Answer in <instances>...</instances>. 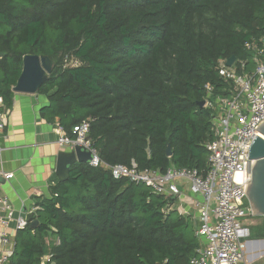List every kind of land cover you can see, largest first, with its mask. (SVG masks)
Here are the masks:
<instances>
[{"label": "trees", "instance_id": "obj_1", "mask_svg": "<svg viewBox=\"0 0 264 264\" xmlns=\"http://www.w3.org/2000/svg\"><path fill=\"white\" fill-rule=\"evenodd\" d=\"M251 40L264 44V0H0V95L11 102L25 54L49 55L43 114L70 136L89 119L102 160L202 168L213 134L200 102L207 85L226 88L220 60L252 65ZM51 191L39 225L17 232L12 264H189L198 247L163 196L102 167L77 162Z\"/></svg>", "mask_w": 264, "mask_h": 264}, {"label": "built area", "instance_id": "obj_2", "mask_svg": "<svg viewBox=\"0 0 264 264\" xmlns=\"http://www.w3.org/2000/svg\"><path fill=\"white\" fill-rule=\"evenodd\" d=\"M245 46L253 53L254 68L248 70L243 61L230 66L228 59H222L219 70L226 88L214 94L207 85L205 107L212 110L213 136L206 145L205 167L171 166L162 171L140 169L135 161L131 165H110L92 145L89 119L74 126L73 136L59 127L61 147H87L92 153L91 166L109 170L116 179L145 184L165 198L166 211L177 209L197 219L195 233L200 244L190 264H251L248 243L256 216L245 189L252 175L250 145L256 136L263 137L257 128L264 123V44L251 40ZM9 117L10 109L0 95V134ZM3 176L11 179L14 174ZM29 223L27 213L18 212L10 198L0 193V264H12L15 234ZM50 260L51 255H47L42 264Z\"/></svg>", "mask_w": 264, "mask_h": 264}, {"label": "crops", "instance_id": "obj_3", "mask_svg": "<svg viewBox=\"0 0 264 264\" xmlns=\"http://www.w3.org/2000/svg\"><path fill=\"white\" fill-rule=\"evenodd\" d=\"M253 68L252 63L248 70ZM48 104V97L42 93L28 94L13 90L11 102L6 104L10 109V117L0 134V193L10 198L18 212H25L27 215L34 213L33 220L30 221L33 227L40 222L36 218L40 209L38 203L43 198L52 196L51 187L55 185L58 152L72 150L58 144L61 125L59 118L50 120L43 114V109ZM206 155L207 158L208 150ZM4 173H13L14 176L6 179ZM176 211L190 222L199 246L200 240L195 233L197 219L181 214L177 209ZM16 235L17 233L15 242ZM45 240L51 245L58 242V237L49 232ZM250 247L248 257L253 253L255 244ZM47 255L50 254L45 256ZM249 260L251 264H264V254L252 260L249 257Z\"/></svg>", "mask_w": 264, "mask_h": 264}, {"label": "water", "instance_id": "obj_4", "mask_svg": "<svg viewBox=\"0 0 264 264\" xmlns=\"http://www.w3.org/2000/svg\"><path fill=\"white\" fill-rule=\"evenodd\" d=\"M4 53L0 52V58ZM236 56L228 58V65H233ZM55 63L49 55L28 53L23 56L22 72L13 87L15 92L36 94L40 91L42 85L49 80ZM205 100L200 102V106H205ZM263 135L256 136L250 145V156L252 159V175L248 183H246L245 192L247 193L250 205L255 216H264V123L258 128ZM173 151L171 145H168L167 155L172 156ZM92 159L91 151L83 146L76 145L74 149L66 151L61 150L57 155L56 175L62 181H67L70 176L71 167L77 162L90 163ZM34 213L27 215V220L32 221ZM251 244H255L253 253L249 255L252 259L264 254V239H253L248 243V252Z\"/></svg>", "mask_w": 264, "mask_h": 264}, {"label": "rangeland", "instance_id": "obj_5", "mask_svg": "<svg viewBox=\"0 0 264 264\" xmlns=\"http://www.w3.org/2000/svg\"><path fill=\"white\" fill-rule=\"evenodd\" d=\"M71 64H76L75 59H73V57L66 58L65 66H69ZM252 235L264 239V216H256L252 220Z\"/></svg>", "mask_w": 264, "mask_h": 264}, {"label": "flooded vegetation", "instance_id": "obj_6", "mask_svg": "<svg viewBox=\"0 0 264 264\" xmlns=\"http://www.w3.org/2000/svg\"><path fill=\"white\" fill-rule=\"evenodd\" d=\"M253 239H258V238H256L255 236L252 235V240H253Z\"/></svg>", "mask_w": 264, "mask_h": 264}]
</instances>
